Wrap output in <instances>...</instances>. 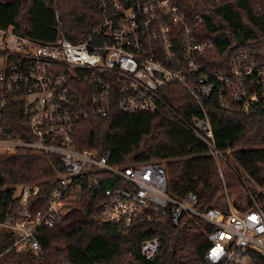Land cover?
I'll list each match as a JSON object with an SVG mask.
<instances>
[{
	"label": "built area",
	"instance_id": "built-area-1",
	"mask_svg": "<svg viewBox=\"0 0 264 264\" xmlns=\"http://www.w3.org/2000/svg\"><path fill=\"white\" fill-rule=\"evenodd\" d=\"M264 13V0H252ZM223 0H131L113 3L115 14L82 41L58 36L41 43L0 29V156L19 148L54 156L63 172L49 184L57 188L41 210H29L39 182L15 185L18 207L0 206V232L13 237L16 252L38 255L39 231L53 228L67 211L68 191L103 186L99 220L129 227L165 217L176 226L191 215L211 227L203 232L209 264H255L264 258V210L253 202L244 211L215 206L198 208L197 196L174 198L167 193L165 161L117 166L108 155L78 150L73 143L77 123L131 113H168L203 144L217 162L230 150L216 148L202 107L214 99L227 111L244 115L264 110V54L234 53L227 64L212 57L214 46L200 40L197 27L208 10ZM215 63L216 68L210 66ZM171 86H182L200 106L199 116L186 118L171 103ZM19 104L27 130L14 134L6 123L8 104ZM161 240H145L140 254L152 261Z\"/></svg>",
	"mask_w": 264,
	"mask_h": 264
},
{
	"label": "trees",
	"instance_id": "trees-1",
	"mask_svg": "<svg viewBox=\"0 0 264 264\" xmlns=\"http://www.w3.org/2000/svg\"><path fill=\"white\" fill-rule=\"evenodd\" d=\"M126 7L131 0H0V29L13 28L22 37L41 43L58 36L73 44L91 34L107 17L113 16V3ZM200 40L213 43L212 57L227 64L239 51L264 54V13L252 0H223L204 16L197 27ZM216 68L215 63L210 66ZM171 103L182 116L201 113L200 106L182 86H171ZM206 112L215 146L230 150V160L252 180L264 183V110L244 115L221 109L214 99L201 104ZM6 123L14 134L24 137L27 130L22 107L8 104ZM73 143L78 150H95L108 155L109 163L129 166L165 161L167 193L181 198L197 196V207L213 206L220 186L218 166L207 148L189 131L181 128L168 113H131L107 118H91L77 123ZM63 172L58 158L19 148L0 156V206L11 205L15 212L12 186L39 182V193L29 198V210H41L57 184L48 180ZM82 188L68 191L63 218L51 229L39 231L40 252H16L13 237L0 232V264H209L204 259L208 243L203 232L211 227L191 215H183L174 226L165 217L157 222H138L129 227L99 220L103 191ZM264 210V201L256 196ZM252 206L251 199L242 207ZM159 238L160 249L152 261L140 254L141 244ZM255 264L264 258L255 257Z\"/></svg>",
	"mask_w": 264,
	"mask_h": 264
},
{
	"label": "rangeland",
	"instance_id": "rangeland-1",
	"mask_svg": "<svg viewBox=\"0 0 264 264\" xmlns=\"http://www.w3.org/2000/svg\"><path fill=\"white\" fill-rule=\"evenodd\" d=\"M224 157L217 160L220 186L214 195L213 206L225 210L237 209L234 204L244 207L249 199L252 204L255 202L259 205L256 196H260L264 201V183L261 185L248 177L237 164L230 160L229 155Z\"/></svg>",
	"mask_w": 264,
	"mask_h": 264
}]
</instances>
